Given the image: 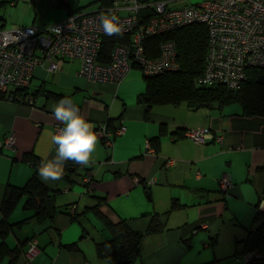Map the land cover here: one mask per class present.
<instances>
[{"label": "crops", "instance_id": "crops-1", "mask_svg": "<svg viewBox=\"0 0 264 264\" xmlns=\"http://www.w3.org/2000/svg\"><path fill=\"white\" fill-rule=\"evenodd\" d=\"M80 1L0 0V8L11 6L14 11L7 21L0 17V26L41 28L107 4ZM152 53L148 55L157 56L158 51ZM79 65L78 60H68L55 73L35 67L29 87L32 103L0 98V139L11 133L15 144L0 152V202L8 185L21 187L32 175L33 166L23 160L24 154L33 153L39 165L55 156L50 133L61 124L51 115L50 105L60 98H71L94 131L111 122L123 125L124 133L115 136L109 150L97 136L93 162L88 167L66 162L58 181L46 183L37 173L54 191L47 210L54 207L56 213L36 218L34 210L23 207L26 197L20 198L7 217L13 230L5 244L20 247L12 264H108L95 253V243L111 238L106 223L125 220L143 232L149 217L165 213L172 202L179 207L168 214L161 231L143 236L134 264H241L234 256L236 242L254 228L257 203L264 197V117H245L234 107L193 111L185 104L154 105L147 112V105L139 102L147 77L137 66L114 84L84 79L78 75ZM196 128L209 129L213 138L194 143L184 132ZM152 138H157L153 146L150 143L154 153H146L145 141ZM68 171L75 178L90 171L91 190L85 193L82 184L71 183L65 177ZM223 174L232 182L226 193L218 185ZM71 206L80 211L77 220L65 212ZM31 241L37 251L28 261ZM71 244L76 248L69 250ZM8 260L4 256L0 264Z\"/></svg>", "mask_w": 264, "mask_h": 264}, {"label": "built area", "instance_id": "built-area-1", "mask_svg": "<svg viewBox=\"0 0 264 264\" xmlns=\"http://www.w3.org/2000/svg\"><path fill=\"white\" fill-rule=\"evenodd\" d=\"M31 1V0H24ZM106 5L92 12H78L66 19L44 27L27 26L0 28V95L2 99L32 103L29 92L35 67L55 73L68 60H78V75L91 82L121 83L133 66L144 77L159 76L177 70V49L174 40L166 39L158 45L157 56H149L145 47L147 38L156 37L178 28L202 23L207 29V48L201 85L222 84L237 89L245 81L248 67H264V0H205L187 4L185 0H103ZM101 14L119 18L121 32L128 35L127 45L116 44L108 54V62L99 60L105 35L100 25ZM111 35V36H114ZM62 126L57 125L54 133ZM120 125L111 132L105 124L95 133L102 146L109 150L115 136L124 133ZM196 144H204L213 133L207 128L188 129L184 132ZM220 141V137L214 138ZM13 134L0 139V152L14 148ZM146 153H154L148 140ZM171 162V161H169ZM84 191L91 190L93 174L87 171L81 177ZM135 183L139 179L134 178ZM153 181H147L151 184ZM220 191L226 193L232 186L226 174L218 181ZM74 206L69 208L72 213ZM264 214V197L257 203ZM35 242L29 243L25 256L28 261L36 252ZM253 252L243 254L247 263Z\"/></svg>", "mask_w": 264, "mask_h": 264}, {"label": "trees", "instance_id": "trees-1", "mask_svg": "<svg viewBox=\"0 0 264 264\" xmlns=\"http://www.w3.org/2000/svg\"><path fill=\"white\" fill-rule=\"evenodd\" d=\"M0 28L2 27L0 26ZM166 39L174 40L176 43L179 68L145 79L147 81L146 92L139 102L147 105V112L149 107L154 105L177 106L185 104L190 110L197 111L201 108L222 109L230 104H238L242 116L264 117V67H248L247 77L237 89H230L222 84L201 85L197 83V79L202 74L205 62L207 48L205 25L202 23L190 24L166 34L147 38L145 47L149 53L153 52L152 55H155L160 42ZM128 43V35L105 37L100 49L99 60L108 62V54L114 45H127ZM0 98L3 97L0 95ZM105 126L111 132L116 129L111 125V122ZM162 132L161 130L156 137H159ZM156 139L152 138L149 143L152 142L153 146ZM33 156V153L23 155V160L33 166L31 177L21 187L8 185L0 202V259L4 256L8 257V264H12L20 252V247L9 249L5 244L7 235L13 230V225L8 223L7 217L20 198L26 197L23 207L34 210L36 218L45 217V215L51 217L56 213L54 207L51 208V211L47 210V200L52 198L54 191L48 189L38 180L39 159ZM65 177L71 183L82 184L80 175L75 178V175L68 171ZM178 207L176 202H172L169 210L165 213L151 215L143 232L133 230L125 220L114 224L106 223L105 227L110 231L111 238L95 243L96 256L107 261L108 264H134L143 236L161 231L165 227L168 214ZM65 212L71 220H77L80 216V211L76 208L72 213L69 209H65ZM67 248L73 250L76 246L71 244ZM246 252H253V256L243 264H264V214L259 211L254 217V228L248 230L246 236L236 242L234 256L237 255L241 258Z\"/></svg>", "mask_w": 264, "mask_h": 264}, {"label": "clouds", "instance_id": "clouds-1", "mask_svg": "<svg viewBox=\"0 0 264 264\" xmlns=\"http://www.w3.org/2000/svg\"><path fill=\"white\" fill-rule=\"evenodd\" d=\"M99 21L105 35L121 32L117 16L101 14ZM50 111L62 127L58 134L50 133L55 156L51 160L42 161L38 166L39 178L46 183L60 180L64 174V165L68 161L88 167L93 162L97 145L94 125L81 114L80 108L71 98H60L50 105Z\"/></svg>", "mask_w": 264, "mask_h": 264}, {"label": "rangeland", "instance_id": "rangeland-1", "mask_svg": "<svg viewBox=\"0 0 264 264\" xmlns=\"http://www.w3.org/2000/svg\"><path fill=\"white\" fill-rule=\"evenodd\" d=\"M84 1H86V0L80 1V4H83ZM148 1L151 2L152 0H148ZM203 1H205V0H185V3H187V4H197V3H202ZM19 3H22V2H19ZM71 5L73 7H75L76 6V3L75 2H71ZM12 10H13V7H11V6H4V7L0 8V17L3 15V17H5V19L7 21V17L10 16L11 14H14V11H12ZM48 25H50V24H48ZM44 26H46V25H44ZM6 29H11V28H9L8 26H6ZM136 70H138V69H136ZM138 71L141 72L140 70H138ZM225 107H230V108H233L234 107V108L240 109V107H239L238 104H230V105H227ZM226 264H237V263L234 262V260H231V261H229Z\"/></svg>", "mask_w": 264, "mask_h": 264}, {"label": "bare ground", "instance_id": "bare-ground-1", "mask_svg": "<svg viewBox=\"0 0 264 264\" xmlns=\"http://www.w3.org/2000/svg\"><path fill=\"white\" fill-rule=\"evenodd\" d=\"M248 253H249V252H246V253H244V254L246 255V254H248ZM242 264H243V262H242Z\"/></svg>", "mask_w": 264, "mask_h": 264}]
</instances>
